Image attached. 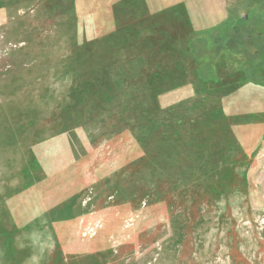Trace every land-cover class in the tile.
Listing matches in <instances>:
<instances>
[{
	"label": "rangeland",
	"instance_id": "obj_1",
	"mask_svg": "<svg viewBox=\"0 0 264 264\" xmlns=\"http://www.w3.org/2000/svg\"><path fill=\"white\" fill-rule=\"evenodd\" d=\"M114 2L0 0V218L13 239L0 232V264H264V141H247L258 126L230 125L241 144L213 162L229 169L241 149L250 160L214 196L194 192L195 175L173 156L138 161L184 111L179 101L186 111L199 96L208 107L220 92L236 101L228 85L195 88L226 83L251 60L240 46L246 31L233 30L264 31V0H154L150 14ZM263 43L244 48L261 50V70ZM98 77L113 88L102 93ZM205 162L197 166L213 176ZM40 165L18 192L25 166L34 175ZM138 190L140 200L109 205Z\"/></svg>",
	"mask_w": 264,
	"mask_h": 264
},
{
	"label": "trees",
	"instance_id": "obj_2",
	"mask_svg": "<svg viewBox=\"0 0 264 264\" xmlns=\"http://www.w3.org/2000/svg\"><path fill=\"white\" fill-rule=\"evenodd\" d=\"M151 1L154 0H115L114 3L116 5L124 6L125 9L131 8L134 10L145 11V13L150 14L153 9L151 7L149 8L148 2L151 5ZM141 14H139V16ZM250 28L251 27H248L246 25L244 26L243 24L238 25L234 28L233 33L240 35V32L246 31V35L244 37H240L242 41L240 46L242 50H245L247 52L246 54L248 56L252 57L250 58L251 60H243L239 65L240 69L235 72V77H231V80H229L228 82L225 83L219 81H207L204 84L205 87L196 86L195 88V94L198 96V94H202L203 90L215 89L219 87L222 88L228 85L227 87L234 89L235 95L233 98H235L236 101H232L233 99L231 97L229 100H227V102H224L228 95H222V92H220L219 99L217 98L216 100H214L215 103L208 107L205 105V101H208L206 100L207 98H201L199 96L191 102V106H189L187 111L184 107V101H179L178 110L184 108V111L178 112L177 115L173 117V121L164 122L163 126L165 130L158 134V141L160 142V144L158 143L155 148L150 147L146 150L145 154L142 155L138 160L140 161V165H148L149 163H154L155 159L168 154V156H173L174 159H176L175 161L178 165L185 164V168L187 167V170H190V172L195 175L193 178V180L195 181L194 192L197 193L201 191L203 193L202 196H214L220 192H227L232 187H234L237 182L234 169L235 164L238 161L250 160L249 155L245 153L244 149H241L240 155L233 159L234 164H232L229 169H225L222 171L225 164L223 163L225 161L224 159L213 162V158L217 156L218 152H225L226 154V151L229 152L232 147H237L241 144L240 136L230 128V125L237 126L247 123H250L251 125L254 124L260 128V131L256 132L254 128L253 130L250 129L248 134L249 138L247 139V141L253 140V143L256 145H259L260 143H262V141H264V70H261L260 66L255 64L258 61V58H260L259 54H261V50L257 46L256 48L248 51L244 49L247 48V46L252 47L254 41H264V31L259 28H251V30H249ZM106 65L107 64L99 67V74L103 71L104 73H106ZM97 79L98 89H100L102 93L107 89L113 88V83L111 80H108L107 78L103 79L102 77H98ZM153 85V90L159 89V86L156 87V84ZM149 90H151V88H149ZM160 94V92H154V95L152 96L153 100L157 101V98ZM239 102L249 103L250 109L248 113L244 115L230 114L226 111L225 106H227L228 103H231L233 106H235V104ZM154 103L156 104L157 102ZM21 113L25 115L23 120V122L26 123L25 127H32L29 123L30 121L28 122L27 120L28 117L26 116V113ZM23 122L21 123L23 124ZM60 123L61 121L58 118L55 121L52 130L57 129L56 127L60 126ZM21 127L22 125H20L17 130L21 134H19V137L21 136L22 139L27 138L30 140V137L26 133L27 130ZM58 133H60V129L59 132H53L52 135L55 137L56 135H58ZM251 134L253 135L252 138L250 136ZM6 138L14 139V132L10 130V133L8 135L6 134ZM41 138L42 141H45L43 136H41ZM196 148L198 150L194 151ZM181 151L184 155L181 153ZM204 161H206V164L212 163L210 165L213 168L211 169L210 167V170L213 171V176L212 173L209 174V171H202L204 168L200 170V165L199 167L197 166L198 164H204ZM156 165L157 163H155V167ZM162 167L163 166H161V168ZM35 168L36 170L32 169L34 174L32 175V173L30 174V168L28 166H25V169L22 171L23 175L21 176L23 184L18 192L29 190L30 185H32L30 184V178H34L35 176L38 177L43 169H45L41 165L36 166ZM36 173L38 174L36 175ZM142 192L143 191L138 190L137 192L129 195L126 200H122V202L118 194L114 201L109 203V205L117 207L121 204H129L134 202L137 197H139L140 200V194ZM163 193L164 192L159 190L157 194L161 196V194ZM72 200L73 199H71V201ZM80 211L81 210H79L78 213L76 212L75 217L82 215V212ZM3 223L4 222H2L0 218V232H2L4 236H8L7 239L12 242L13 239L11 237V234L6 231ZM60 264L66 263L62 261Z\"/></svg>",
	"mask_w": 264,
	"mask_h": 264
},
{
	"label": "crops",
	"instance_id": "obj_3",
	"mask_svg": "<svg viewBox=\"0 0 264 264\" xmlns=\"http://www.w3.org/2000/svg\"><path fill=\"white\" fill-rule=\"evenodd\" d=\"M30 128V127H29Z\"/></svg>",
	"mask_w": 264,
	"mask_h": 264
}]
</instances>
